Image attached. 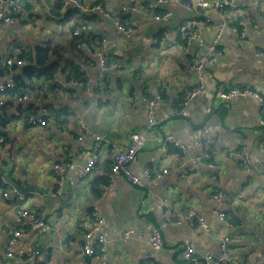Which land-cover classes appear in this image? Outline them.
<instances>
[{
  "label": "crops",
  "instance_id": "obj_1",
  "mask_svg": "<svg viewBox=\"0 0 264 264\" xmlns=\"http://www.w3.org/2000/svg\"><path fill=\"white\" fill-rule=\"evenodd\" d=\"M57 1L26 0L25 17L0 26L1 72L14 47L49 44L54 52L51 60H57L59 66L56 82L75 93L54 94L55 98L41 101L50 110L46 126L29 125L12 103L0 109V130L3 127L8 136L0 143V172L11 171L21 180L17 183L38 186L42 193L20 191L27 195L20 204L45 213L37 226L20 218L14 202L3 196L15 186L10 178L9 182L2 178L8 186L3 190L0 184V264L10 249L23 255L12 264H209L204 255L218 251L225 227L214 212L219 205L212 194L218 190L225 193L223 209L234 225L228 229L233 261L226 264H264V57L256 53L264 49V0H235L237 7L232 13L212 11L210 22L196 9L173 1L159 8L162 13L172 12L170 20L159 21L148 10V3L155 0H141L140 10L127 14L121 9L129 0H82L85 4L101 3L124 23L134 25L131 34L120 32L112 17L104 13L81 12L71 4L58 9ZM232 14L252 17L258 31H250L243 43L236 42ZM222 20L228 21L218 39L223 54L216 65L205 67V90L177 115L185 91L197 80L196 73L187 71L186 66L213 43L217 37L214 25ZM189 21L198 23L200 36L186 45L182 27ZM72 28L82 31L78 36L83 39L82 49L69 43ZM19 29L25 31L19 34ZM102 36L108 38L110 53L122 61V68L105 71L98 64L92 49ZM72 64L86 73L88 84L72 85L67 77ZM4 73L1 75H7ZM222 85L250 87L260 93L262 101L250 96L222 99L218 96ZM145 97L162 99L156 114L158 123L153 127L147 125ZM81 121L91 134H83ZM133 132L145 133L147 138L130 164L142 184L134 185L121 176L104 188L113 162L111 143L124 150ZM168 134L191 146L189 152L180 153L172 146L162 149ZM95 135L104 140L98 143ZM202 135L216 136L210 148L214 168L201 157L204 150L196 144ZM241 146L250 155L248 170L238 156L227 154ZM96 148L97 166L79 178V171ZM56 162L67 166L61 194L56 193ZM145 167L154 171L166 167L170 172L150 182L143 174ZM94 206L104 219L102 231L107 239V251L99 259L79 254L84 234L91 228ZM192 207L205 216L211 234L185 222L174 223L179 211ZM14 228L25 235L11 246ZM156 228L162 231L163 243L152 249L150 241ZM128 230L133 233L126 238ZM187 243L196 249L192 259L185 255ZM34 248H40L42 254L27 257V250Z\"/></svg>",
  "mask_w": 264,
  "mask_h": 264
},
{
  "label": "built area",
  "instance_id": "obj_2",
  "mask_svg": "<svg viewBox=\"0 0 264 264\" xmlns=\"http://www.w3.org/2000/svg\"><path fill=\"white\" fill-rule=\"evenodd\" d=\"M130 4L125 3L122 7V12L127 14L128 11L137 12L140 10L141 0H129ZM168 1H173L181 6L188 9H196L199 16H203L206 22H210L209 14L212 11H232L237 7L235 0H193L189 2L187 0H155L148 3V10L150 14L159 21H169L172 12L170 10L165 12H160L159 8L162 4L168 3ZM69 4L73 5L75 8L79 9L81 12H101L105 15L112 17L117 25L120 32L126 34H131L135 31V26L132 24H127L122 22L120 16H115L113 13L104 9L101 3H91L85 4L82 0H63L61 9L66 8ZM27 13L26 0H0V26L7 25L10 23H17L25 17ZM124 14V15H125ZM231 29L234 33V40L239 43L246 41L250 31H258L259 26L252 17L244 16L239 14L236 18L232 14L231 18ZM217 31V37L214 39L213 43L202 53L194 56L186 66V70L189 72L196 73V84L193 88L185 91L181 102V109L176 110L177 115H181L185 108L191 103V101L205 90V74L204 69L206 66L216 65L218 56L223 54V50L218 48V39L223 32V30L228 26L227 20H222L217 25H214ZM73 34L76 36H81L82 31L79 28L74 29ZM200 33L198 31V23L196 21H189L186 25L182 27V38L186 45L191 44L194 40H198ZM85 42V41H84ZM83 42V43H84ZM86 45V44H85ZM1 46V40H0ZM243 51V48H239ZM92 52L95 54L98 60V64L105 71L116 70L123 67L122 61L113 57L110 53L108 38L102 36L100 42L97 46H93ZM23 49L22 47H15L13 54L5 57L4 64L2 67V72L0 69V109L6 104H13L17 111L23 115L24 121L31 126H46L48 124V118L50 114L49 107L44 105L41 101L33 103L34 99L28 94L21 93L18 91H12L16 87L15 76L18 73L17 69L19 67H24L29 64V60L22 57ZM257 55L264 57V49H257ZM7 75H1V73ZM90 79L87 77L84 81L72 80V85L75 84H88ZM218 96L222 99H230L237 96H250L262 101L260 93L250 87H238V86H227L222 85L218 91ZM147 104V125L148 127L156 126L158 121L156 118L158 106L162 99L160 98H144ZM105 101V99H103ZM35 110L29 112L31 105ZM72 114V113H71ZM70 114V115H71ZM1 123V118H0ZM81 127L83 134H91L88 128L81 121ZM83 136H80L82 139ZM98 143L104 140L100 135H95L94 137ZM146 135L142 132H133L130 134V145L121 150L116 144L111 143V153L113 155V162L109 171L108 182L104 185V188H108L115 184L117 177L123 176L125 179L129 180L134 185H141L142 178L140 175L135 174L130 164L135 160L136 155L140 149L145 146ZM4 142V136L0 135V143ZM165 149L167 146H172L177 149L180 153H188L191 146L183 143L179 138L168 134L164 138ZM216 143V136L202 135L197 140V145L201 146L204 150L203 159L208 161V166L214 168L215 165L211 162L212 153L210 148ZM99 146V145H98ZM99 148V147H98ZM98 148L91 155V157L86 161L84 166L79 171V178L84 177L92 173L94 168L97 166L99 159ZM230 157L238 156L244 163L246 169H249L250 165V155L245 146H241L237 149H230L227 153ZM200 158V157H199ZM262 169L264 170V162L262 163ZM66 170L67 166L63 163L56 162L53 164V172L57 182L56 193L61 194L63 192L64 183L66 180ZM170 172L166 167L161 168V170L154 171L150 167H145L143 174L150 181L155 182L158 178L164 174ZM216 179V176L213 175ZM4 198L11 200L15 204V211L20 218L26 219L31 226L39 225L44 217L45 213L42 211H36L29 208H25L21 202H23L27 195L26 193L20 192L17 188L7 190L3 193ZM212 198L218 203L219 209L216 208L214 212L218 215V218L224 223V231L220 235L219 249L216 253L207 252L204 255V259L209 264H226L233 261V256L231 255L229 243L231 241V236L228 233V229L233 228V222L227 217L223 206L225 204V193L222 190H218L212 194ZM222 207V208H221ZM91 228L87 230L84 234L83 244L81 246L80 255L91 256L94 259L101 258L107 251V239L102 231V225L104 219L100 214L98 206H94L90 213ZM174 223H187L192 228H201L207 234L212 233V228L205 218V216L199 213L195 208H189L187 210H182L177 213L173 218ZM12 235L9 239L10 245L18 243V239L25 235V232L20 228H14ZM133 233V230H128L124 232V237H129ZM70 243H73L70 240ZM163 243V234L160 228L154 229L152 233V238L150 241V246L152 249H156ZM196 253L194 244L187 243L185 245V255L186 258L192 259ZM42 250L40 248H34L32 250H27V257H33L36 255H41ZM147 256H154L148 253ZM21 254L17 255L13 250L7 252L6 259L1 262V264H12L14 258H20Z\"/></svg>",
  "mask_w": 264,
  "mask_h": 264
},
{
  "label": "trees",
  "instance_id": "obj_3",
  "mask_svg": "<svg viewBox=\"0 0 264 264\" xmlns=\"http://www.w3.org/2000/svg\"><path fill=\"white\" fill-rule=\"evenodd\" d=\"M62 4H63V0H58L56 3V7L59 9L62 6ZM28 7L30 9L29 4H28ZM71 32H73V28L71 29ZM93 38H95V36H93ZM82 40L83 39H80L78 36L73 35V38L69 41V43L74 44L78 49H82L81 48ZM100 40L101 38H99V42ZM15 45H19V44L15 43ZM17 47H22L23 49L22 57L28 59L29 64L24 66L21 69L20 73L16 74L15 76L16 87L12 89V91H18V92L30 95L32 99H34L33 103L42 101L45 98L47 100L55 98L54 91L58 88H61L63 91L72 95L73 89L68 88L67 86L63 85V83H58L55 80L56 73H58V70H59V66H58L57 60L55 61L51 60L54 52H53L52 47L49 44H46V45L38 44L35 47H30V48L24 47L22 45L17 46ZM11 54H13V51ZM71 67H72V70L71 68L67 70V77L69 81L70 80H78V81L86 80V76H85L86 73L79 71L78 65L72 64ZM62 70L66 71L65 67L62 68ZM74 94L75 93H73V95ZM4 110L6 111L7 108H4ZM34 110L35 108L33 107V104H32L29 112H33ZM65 110L66 109L64 107V111H63L64 113H65ZM5 121L6 120H4L3 123ZM0 135L4 136V142L8 140L6 131L1 129ZM7 175L12 181H15V182L21 181L19 178L14 176L11 171L7 172ZM2 180L3 179L0 178V184L3 190H5L8 184L3 182Z\"/></svg>",
  "mask_w": 264,
  "mask_h": 264
},
{
  "label": "water",
  "instance_id": "obj_4",
  "mask_svg": "<svg viewBox=\"0 0 264 264\" xmlns=\"http://www.w3.org/2000/svg\"><path fill=\"white\" fill-rule=\"evenodd\" d=\"M0 178H3L4 180L6 181H10L9 179V176L6 174V173H3V172H0ZM13 186H15V188L19 189L20 191H27V190H30V191H36V192H39V193H42V190L37 186L35 185H28V183L24 182L22 184H19L17 182H14L12 181L11 183Z\"/></svg>",
  "mask_w": 264,
  "mask_h": 264
},
{
  "label": "rangeland",
  "instance_id": "obj_5",
  "mask_svg": "<svg viewBox=\"0 0 264 264\" xmlns=\"http://www.w3.org/2000/svg\"><path fill=\"white\" fill-rule=\"evenodd\" d=\"M24 31H25V29H19L18 30V33L20 34L21 32H24ZM28 32H30V30ZM54 94H57L60 97H62V96H68V93L65 92V91H63L61 88L56 89L54 91ZM2 129H3V127H2ZM164 144H165V142H164Z\"/></svg>",
  "mask_w": 264,
  "mask_h": 264
}]
</instances>
